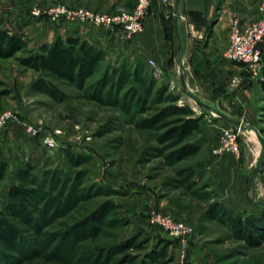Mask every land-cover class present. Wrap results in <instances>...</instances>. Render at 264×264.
I'll return each mask as SVG.
<instances>
[{
	"label": "rangeland",
	"instance_id": "1",
	"mask_svg": "<svg viewBox=\"0 0 264 264\" xmlns=\"http://www.w3.org/2000/svg\"><path fill=\"white\" fill-rule=\"evenodd\" d=\"M14 1L18 0H0V17L3 15L0 29L19 35V28L28 24H17L11 19L12 15L5 16L11 8L9 3ZM19 1L25 4L28 14L32 8L54 5L111 14L133 10L137 0ZM172 3L162 2L165 15L161 24L164 40L170 48V57L163 67L156 68L154 63H147L139 56L121 50L105 52L103 67L125 64L127 71H132L136 63H144V70L157 83L150 98L145 99L143 92L140 94L148 109L145 113H140L136 106L127 110L123 104L118 107L99 105L89 100L84 90L63 82H55V85L67 95V99L61 103L54 102L30 89L31 83L40 75L20 64L18 59L24 58L25 54L16 53L10 58L0 59V115L10 112L16 117L13 123L0 130V166L6 165L0 182V213L7 214L9 191L17 184L16 173L24 163L33 167L32 173L37 178L36 187L28 184L27 188H35L38 192L28 205L29 218L22 220L8 216L18 229L20 239L10 244L0 242V264H82L84 258H90L94 264H139L146 253L158 246L160 239L172 240L163 230L150 224L153 212L170 216L192 228L185 258L180 259L175 242L168 249L170 262L167 264H264V240L259 246L251 247L225 223L211 220L206 215L212 202L206 199V195L217 197L219 201L221 187L219 182L212 180L208 161L216 156L230 155L229 161H241L243 158L252 161L253 170L258 151H261V145L255 138L258 131L236 129L185 95L175 50ZM260 3L261 0H220L218 15L221 24L214 32L213 45L227 41L232 19L237 18L246 24L260 19ZM149 11L150 7L147 15ZM193 16L190 15V22L186 19L178 22L179 33L182 32L186 45L183 47L185 54L181 47L185 87L225 115L223 112L230 111L226 95L237 92L249 82L259 81H251L247 71L236 64L242 69L240 74L234 75L228 70L225 86H215L218 70L222 72L229 65L224 63L222 54L203 52L202 47L210 33L209 25L207 21L201 22V29H195ZM37 20L50 24L43 18ZM20 36L29 50L39 47L30 48L24 35ZM213 64L217 67L215 70L210 69ZM100 75L101 71L87 85ZM233 78L242 79L245 84L231 90ZM161 86H166L168 94L179 98L177 106L190 107L194 117L200 119V133L195 134L192 140L201 143V151L176 164L166 162V153H161L162 146L156 142L154 132L135 126L165 106L152 103L155 89ZM128 88L125 87L120 97ZM260 105L258 111L261 114L256 126L264 140V102L261 101ZM28 127L34 133H27ZM227 128L237 133L239 158L227 152L213 154L221 131ZM212 141L216 143L209 149ZM188 168L194 171V182L191 179L186 181L179 174ZM247 193L251 200L264 201V165L256 176L254 190H247ZM251 200H248L250 209L240 213L258 214L261 211V207ZM107 201L118 204L119 209L97 214L88 225L89 238L71 246L70 235L82 228L83 220ZM130 239L142 244L144 249H129L119 255L111 252L112 247ZM124 254L134 259L123 263Z\"/></svg>",
	"mask_w": 264,
	"mask_h": 264
},
{
	"label": "trees",
	"instance_id": "2",
	"mask_svg": "<svg viewBox=\"0 0 264 264\" xmlns=\"http://www.w3.org/2000/svg\"><path fill=\"white\" fill-rule=\"evenodd\" d=\"M174 29V26H173ZM16 53L25 54L24 58L18 61L38 75L30 85L35 93H40L54 102L61 103L67 99V95L61 91L55 82H63L84 90L89 100L109 107L125 105V109L138 107L140 113H145V99L151 97L156 86L155 80L144 70V63L139 61L133 66L132 71H127L126 65L116 67L105 66L106 55L99 47L88 43L79 37H56L49 44H42L37 49L29 50L23 37L14 35L6 29H0V59H7ZM146 66V65H145ZM99 71L100 77L93 83L87 85ZM145 71V72H144ZM259 87L264 97V79L259 81ZM128 90L120 97L125 87ZM179 98L167 93V87L161 86L155 89L152 103L155 105L164 104L154 115L135 123L140 130L154 132L155 140L162 146L161 153H166L165 159L168 164H176L188 158L196 156L201 151V143L192 140L195 134L200 133V119L194 117V111L188 106H177ZM6 165L0 166V182L4 178ZM33 167L24 163L16 173L17 184L9 191L6 213H0V242L14 243L20 239L18 229L8 220V216L18 219L30 217L28 205L37 197V190L27 188V185L36 187L37 178L32 173ZM184 179L191 182L194 176L193 169H185L179 172ZM217 197H209L212 202L208 205L206 215L211 220L225 223L241 240L251 247H257L264 240V207L258 214L235 213L224 207ZM119 209V205L107 201L90 217L83 220L82 228L70 235L71 246L87 240L89 237L88 225L92 223L97 214L104 212L108 214ZM174 240L160 239L159 244L152 251L146 253L139 264H167L170 262L168 249ZM129 249L143 250L142 244L136 240H127L120 245L111 248L115 255L123 254ZM134 258L130 255H123L121 262H129ZM82 264H94L90 258L82 259Z\"/></svg>",
	"mask_w": 264,
	"mask_h": 264
},
{
	"label": "crops",
	"instance_id": "3",
	"mask_svg": "<svg viewBox=\"0 0 264 264\" xmlns=\"http://www.w3.org/2000/svg\"><path fill=\"white\" fill-rule=\"evenodd\" d=\"M219 4L220 0H181L180 3L182 15L180 20L186 19L187 22H190V15H195L192 17L195 27L197 26L195 29H201V26H199L201 22L207 21L210 33L202 50L206 53L214 52L215 55L222 54L228 44V37L224 44L213 45L212 42L214 40V32L221 24V19H219L218 15ZM9 5L11 8L6 12L5 16L12 15L11 19H14L13 22L17 24H28L24 27L21 26L17 32L19 35H24L30 48H35L34 46L37 47L44 43L49 44L56 37L63 39L67 37H79L107 53L121 50L127 54L137 55L147 63H154L156 68L163 67L170 57V48L164 40V29L161 24V18L165 15L164 4H162L161 0H151L150 11L144 20L142 32L129 40L118 30L78 27L67 23H62L61 25L46 24L30 17L27 9H25V4L20 3L19 0L11 2ZM242 24L246 23L242 21ZM203 26L204 24H202ZM180 41L182 52L185 54L186 50L183 47L186 48V45L184 46L182 32H180ZM224 63L229 65V67L227 69L223 68L222 72L218 70L219 73L217 72V78H215V86L217 85L220 88L227 83L226 73L228 70L232 74L234 72V75H239V72L242 70L236 64ZM215 68L217 67L214 64L210 67L211 70H215ZM226 99L228 101L227 107L230 110L229 112H223L226 116L240 120L252 131H261L257 129L256 125L261 114L258 108L261 106V101L264 102V97L258 83L249 82L237 92L226 95ZM215 143V141L210 142L211 145L209 146L211 147L208 148H213L212 146ZM253 150L256 151L255 148ZM259 153L260 151H258V155ZM230 157V155L213 157L211 161H208V170L212 180L221 184L219 202L228 210L240 213L249 210L251 207V204L248 202L250 198L247 194V184L252 171V161L244 158L241 161H229Z\"/></svg>",
	"mask_w": 264,
	"mask_h": 264
},
{
	"label": "built area",
	"instance_id": "4",
	"mask_svg": "<svg viewBox=\"0 0 264 264\" xmlns=\"http://www.w3.org/2000/svg\"><path fill=\"white\" fill-rule=\"evenodd\" d=\"M173 0H162L163 3H172ZM151 0H137L131 11L117 13H99L84 8H68L63 5H54L47 8H32L29 16L35 19H46L50 24L59 22L76 25L78 27H96L107 30H118L127 39L133 38L143 29L144 19L147 16ZM259 11L260 19L242 24L232 19L228 33V44L222 53V58L228 63L242 66L248 73L251 81L264 79V0H261ZM152 64V63H151ZM245 81L233 78L230 81L231 90L242 87ZM16 117L10 112L0 115V130L7 124L13 123ZM27 133H34L31 127ZM230 153L240 157V148L237 133L233 129H223L219 135L218 145L213 150L214 155ZM150 224L157 227L172 240L177 242L179 257L186 256L187 242L191 237L192 228L184 222L173 219L162 213L153 212L150 215Z\"/></svg>",
	"mask_w": 264,
	"mask_h": 264
},
{
	"label": "water",
	"instance_id": "5",
	"mask_svg": "<svg viewBox=\"0 0 264 264\" xmlns=\"http://www.w3.org/2000/svg\"><path fill=\"white\" fill-rule=\"evenodd\" d=\"M180 3H181V0H173V3H172V13H173L172 21H173L174 33H175V38H174L175 50H176V55L178 58V67H179V71H180L181 84H182V88L185 92V95L191 101H193L197 106L204 108V109L210 111L211 113L215 114L216 117L220 121L236 128V129H239V130H249L250 128L248 126H246L244 123H242L240 120L233 119L231 117H228V116L222 114L221 112L214 110L209 104H207L202 99H200L196 94H194L193 92L186 89L185 78H184V67H183V63H182V59H181V53L182 52H181L180 33H179V28H178V22L182 16L181 12H180ZM256 138L261 145V151H260L259 157L257 159L256 165L250 173V177H249L248 184H247V190L248 191L254 190V181L256 179V176L260 173L262 166L264 165V140L261 138V136L258 134V132L256 134ZM248 197H249V195H248ZM251 201L258 206L264 207V201H257L256 202L255 199H252Z\"/></svg>",
	"mask_w": 264,
	"mask_h": 264
},
{
	"label": "bare ground",
	"instance_id": "6",
	"mask_svg": "<svg viewBox=\"0 0 264 264\" xmlns=\"http://www.w3.org/2000/svg\"><path fill=\"white\" fill-rule=\"evenodd\" d=\"M256 138V137H255ZM257 198V197H256Z\"/></svg>",
	"mask_w": 264,
	"mask_h": 264
}]
</instances>
